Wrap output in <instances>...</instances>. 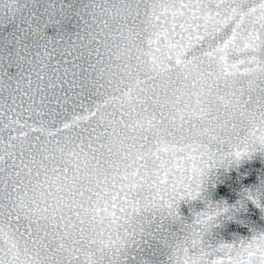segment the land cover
<instances>
[{
  "label": "snow or ice",
  "instance_id": "6c2138e0",
  "mask_svg": "<svg viewBox=\"0 0 264 264\" xmlns=\"http://www.w3.org/2000/svg\"><path fill=\"white\" fill-rule=\"evenodd\" d=\"M96 3L90 0L82 16L83 31L75 39H52L44 29L67 16L68 9L51 0H0V24L18 19L24 25L15 55L7 57L18 74L0 71V264H10L6 255L16 259L21 252L35 253L33 264H41V249L53 257L67 252L69 264H98L96 253L104 257V248L112 249L106 264H126L125 255L141 234L138 222L144 213L176 219L180 201L198 199L213 169L264 153V147L201 145L210 155L197 162L179 148L154 171L139 163L130 173L105 172L88 185L76 186L78 169L57 159L98 150L93 142L108 133L102 124L105 110L132 93L133 78L136 86L148 85L160 72L184 64L194 50L199 56L193 60L218 58L227 75L264 74V0H111V18L103 9L90 11ZM13 8H22L24 14L17 17ZM221 9L230 15L216 19L210 29ZM129 19L137 40L135 57L122 54L130 51L122 46ZM229 22L232 27L225 32ZM28 38L32 43H23ZM144 65L151 70L144 71ZM241 65L254 67L241 72ZM4 66L0 56V69ZM113 68L119 78L105 83V72ZM252 103L249 97L246 104ZM260 110L264 112V106ZM159 115L161 123L168 119L164 112ZM124 118L121 113V122ZM169 151L157 141L152 155L160 160V153ZM221 214L209 207L197 215L187 235L171 242L173 249L183 252L189 264H264V233L214 249L206 245Z\"/></svg>",
  "mask_w": 264,
  "mask_h": 264
},
{
  "label": "clouds",
  "instance_id": "9594fccd",
  "mask_svg": "<svg viewBox=\"0 0 264 264\" xmlns=\"http://www.w3.org/2000/svg\"><path fill=\"white\" fill-rule=\"evenodd\" d=\"M102 9L109 18L114 15L111 0L108 4L97 0L90 11L99 12ZM12 14L19 17L24 12L22 8H13ZM120 14L126 13L121 11ZM128 25L129 27L122 30V46L127 45L130 51L122 54L135 57L137 40L130 32L131 19ZM194 55L199 56V52H189L184 64L171 71L160 72L157 79L148 85L136 86L135 78L129 81L133 85L132 93L121 101L110 104L105 110L102 124L108 129V133L99 141L93 142V148L98 150L94 152L86 149L84 152H77L74 157L57 159L58 164L70 161V167L74 165L78 169L74 181L76 186L88 185L105 172L118 170L130 173L139 163H143L149 171H154L160 167L161 161L172 159L174 149L183 148L185 155L195 156L197 162H201L206 161L210 155L201 145L215 148L222 143H229L234 147H264V112L260 110L264 106V74L249 71L245 75H227L223 72V65L218 58L203 57L193 60ZM161 60L167 63L164 57ZM132 63H136L135 59ZM244 67L254 66L241 65V72ZM150 70V65H144V71ZM118 78L114 68L105 72V83ZM241 88L244 89L243 94L240 93ZM107 91L110 92L111 89ZM153 97L157 98L155 102ZM249 97L253 101L250 106L246 104ZM161 112L168 115L163 123L159 115ZM121 113L125 114L123 122L120 120ZM157 141L170 148L168 153H160V160L152 155ZM100 144L103 148H99ZM194 148L197 150L193 151ZM139 157H143V161ZM85 228L89 230L87 234L91 235L90 217L87 216ZM111 252V248H104V257L97 252L95 259L98 264H106L107 256ZM34 256L35 253L32 252H21L16 259L11 254L6 255L5 259L10 264H33ZM69 259L67 252L57 253L53 257L43 249L40 251L41 264H57V260L62 264H69ZM83 259L81 256V261ZM172 262L189 264L183 252L175 249Z\"/></svg>",
  "mask_w": 264,
  "mask_h": 264
},
{
  "label": "water",
  "instance_id": "95a60500",
  "mask_svg": "<svg viewBox=\"0 0 264 264\" xmlns=\"http://www.w3.org/2000/svg\"><path fill=\"white\" fill-rule=\"evenodd\" d=\"M51 2L62 5L69 10V14L60 18L57 23L49 24L44 29L46 37L75 39L83 31L82 16L86 15L90 0ZM200 15H204L203 10ZM228 15L227 11L221 9L220 16L209 23V28H212L216 19H223ZM177 19L184 20L187 16ZM199 22L203 24L204 20ZM23 27L18 19L0 24V56L5 58V66L0 71L11 77H15L19 69L7 64V57L15 55L17 41L23 36L20 32ZM231 27L232 22H229L224 26V31H229ZM23 43L30 44L32 39L28 38ZM209 207L217 208L222 213L206 236L209 248L235 244L251 239L254 233H264V153L258 152L213 169L198 199L180 201L176 219L166 214H143L138 222L141 234L125 255L126 264H173L174 249L171 242L185 237L186 230L194 223L196 216Z\"/></svg>",
  "mask_w": 264,
  "mask_h": 264
}]
</instances>
